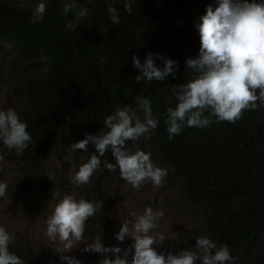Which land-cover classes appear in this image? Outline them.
Returning a JSON list of instances; mask_svg holds the SVG:
<instances>
[{"label": "trees", "instance_id": "1", "mask_svg": "<svg viewBox=\"0 0 264 264\" xmlns=\"http://www.w3.org/2000/svg\"><path fill=\"white\" fill-rule=\"evenodd\" d=\"M25 2L0 0V44L11 46L19 64L41 57L37 51L43 46L58 47L62 81L53 106L18 112L33 138L23 152L24 164L42 171L43 160L53 147L66 153L86 133L97 134L105 117L117 108L135 109L137 96L149 98L159 125L150 137L136 142L137 150L149 153L151 161L157 158L173 168L189 199L207 209L208 223L212 230L217 228L218 245L226 244L232 236L230 221L239 220V235L228 246L234 264H264V107L257 102L255 110H245L235 123H217L212 117L213 123L205 128L185 125L171 139L164 124L167 108L176 103L174 99L169 103L171 88L196 75L185 64L187 58L199 53L200 35L195 25L208 4L215 8L217 0H134L132 15L124 11V0H110L121 17L115 26L107 12L109 0H75L77 9L89 10L79 21L72 11L62 9L53 19L36 23L19 15ZM69 23L71 30L66 27ZM158 50H168V58L178 61V69L160 81L137 82L138 70L131 56L140 58ZM53 54L48 51L39 67L43 72L45 60L50 63L45 77H54ZM156 63L163 66V61ZM140 115L142 118L143 113ZM129 143L133 142L128 141L127 146ZM88 152L96 153L91 142L86 151L76 150L78 155ZM100 159V172L83 194L89 201H104L103 209L110 213L105 220L112 234L111 202L104 186L119 169L110 172L104 166L105 161L115 162L110 149Z\"/></svg>", "mask_w": 264, "mask_h": 264}, {"label": "clouds", "instance_id": "2", "mask_svg": "<svg viewBox=\"0 0 264 264\" xmlns=\"http://www.w3.org/2000/svg\"><path fill=\"white\" fill-rule=\"evenodd\" d=\"M64 1L63 11H72L75 20L79 21L89 15L86 7L77 9L75 0ZM41 3L46 5L43 0L35 2L29 22L36 23L44 19L46 13L41 18L35 17ZM133 3L134 0H124V11L128 15H132ZM107 12L112 25L121 23L118 9L110 0ZM199 19L200 22L195 25L200 35L199 53L185 61L187 70L196 75L186 83L172 87V97L168 98L169 103L173 99L176 101L175 107L167 108L164 118L169 139L178 135L185 125L205 128L213 123L212 117H215L217 123H235L242 118L245 110H255L257 102L264 107V0H217V6L213 8L212 4H208L206 13ZM66 27L71 30L73 25L69 23ZM166 51L169 57V51ZM154 52L157 51L148 52L140 58L131 56L133 67L138 70L135 77L137 82L160 81L168 75H174L178 69L177 60L160 53H156L154 58ZM142 58L145 59L141 62ZM156 61H163V66H158ZM135 104V109L127 106L117 108L105 117L104 127L97 134L86 133L83 139L71 145L73 151H86L91 142L98 153L92 154L72 176L76 185L92 182L93 174L101 166L100 158L110 149L115 162H104L108 171L119 169L120 177L134 189H139L145 182H151L155 187L162 186L167 170L156 166L149 153L140 150L131 152L127 147L128 141L137 142L141 137H150L159 125V120L153 116L149 98L137 96ZM27 127V123L20 120L14 109L0 110V141L8 149H14L17 155H22L33 141ZM2 161L3 156L0 155ZM7 188V182H0V198H6ZM103 206V200H76L71 195H65L55 205L52 213L47 216L44 235L50 241H58L62 245L55 249L63 253L60 258L52 256V248H49L45 257H42V253L17 255L9 250L13 236L0 226V264H37L40 257L41 264H93L90 259L79 260L70 252L81 242L85 245L81 251L101 255L99 264H129L126 257L132 249L134 254L131 264H234L235 258L226 244L218 245L203 235L195 236L193 248H181L176 254L158 253L152 245L162 243L166 236L163 233H152L158 228L157 221L163 217L164 212L153 210L150 206L143 214L130 213L131 222L124 221L116 233V239L121 242L125 237L133 238L128 249L106 247L102 243L101 234L86 241V223L103 211ZM107 253L114 254L115 259H110ZM121 253L124 258H121Z\"/></svg>", "mask_w": 264, "mask_h": 264}, {"label": "rangeland", "instance_id": "3", "mask_svg": "<svg viewBox=\"0 0 264 264\" xmlns=\"http://www.w3.org/2000/svg\"><path fill=\"white\" fill-rule=\"evenodd\" d=\"M38 0H26L19 15L29 22L33 15L35 2ZM48 6L44 19H53L63 9L64 0H43ZM88 3L90 0H77ZM31 23V22H29ZM48 51H53L52 61L54 63V77H44L46 68L50 64L45 60L43 72H40L42 59ZM168 57L166 50L154 52ZM41 57H30L22 64L14 59V51L8 44H0V110L6 111L12 108L21 112L19 108H47L51 107L61 86L62 62L59 57V48L43 46L37 51ZM145 58L140 59L144 61ZM32 65V66H31ZM26 74L30 76H25ZM40 74V75H37ZM24 77V78H23ZM23 78V79H22ZM23 86V87H22ZM22 88V89H21ZM20 91V92H19ZM19 92V93H18ZM128 150L137 151L136 142L128 144ZM0 182H7V196L0 198V226L8 231L13 239L10 241L9 250L17 255H38L42 253L47 256L49 248L54 251L55 258H60L63 253L55 249L62 247L57 242L50 241L45 235L46 219L52 213L55 205L59 203L64 194L71 195L74 199H85L83 190L89 185H76L72 176L78 171L79 166L92 155L90 152L78 155L71 147L64 153L59 146L52 148L43 160V170L37 168L29 169L24 163L22 155H17L14 149H8L0 141ZM156 166L167 170L162 186L155 187L151 182H145L139 189H134L117 173L105 184L104 190L111 202L113 217V233L109 234L110 213L103 209L91 217L85 226V239L90 241L95 235L101 234L102 243L106 247L118 246L122 250L128 249L133 243L132 237H125L121 242L116 239V233L124 221L131 222L130 213L143 214L147 207L153 210H163V217L157 221L158 228L153 230V235L163 233L166 238L160 244L152 245L158 253L168 252L176 254L181 248H193L195 236H207L216 242L217 228L212 230L208 223V211L202 205L193 203L187 194L186 187L181 178L175 176L173 168L159 159L152 161ZM100 168L93 174L92 182L96 179ZM46 184V187L43 185ZM98 222V223H97ZM232 236L227 238V247L239 234V220L230 221ZM84 243L74 246L73 252L79 260L90 259L93 264H99L101 255L99 253L83 252ZM69 253V252H68ZM51 254V252L49 253ZM134 249L126 257L131 264ZM110 259L115 255L107 253ZM40 257V258H42ZM37 259V264L40 263ZM121 258L123 253H121Z\"/></svg>", "mask_w": 264, "mask_h": 264}, {"label": "bare ground", "instance_id": "4", "mask_svg": "<svg viewBox=\"0 0 264 264\" xmlns=\"http://www.w3.org/2000/svg\"><path fill=\"white\" fill-rule=\"evenodd\" d=\"M46 9V5H40L39 10L35 13L36 18H41L43 16L44 10ZM53 106V105H52Z\"/></svg>", "mask_w": 264, "mask_h": 264}, {"label": "built area", "instance_id": "5", "mask_svg": "<svg viewBox=\"0 0 264 264\" xmlns=\"http://www.w3.org/2000/svg\"><path fill=\"white\" fill-rule=\"evenodd\" d=\"M40 5H43V3H41ZM47 8H48V7H46V9L44 10V13H46V11H47Z\"/></svg>", "mask_w": 264, "mask_h": 264}, {"label": "flooded vegetation", "instance_id": "6", "mask_svg": "<svg viewBox=\"0 0 264 264\" xmlns=\"http://www.w3.org/2000/svg\"><path fill=\"white\" fill-rule=\"evenodd\" d=\"M237 237V236H236Z\"/></svg>", "mask_w": 264, "mask_h": 264}]
</instances>
